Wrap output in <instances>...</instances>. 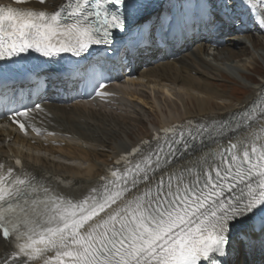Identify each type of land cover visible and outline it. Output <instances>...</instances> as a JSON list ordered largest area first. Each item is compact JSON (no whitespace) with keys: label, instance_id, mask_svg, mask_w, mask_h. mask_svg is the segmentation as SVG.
Wrapping results in <instances>:
<instances>
[{"label":"snow or ice","instance_id":"snow-or-ice-1","mask_svg":"<svg viewBox=\"0 0 264 264\" xmlns=\"http://www.w3.org/2000/svg\"><path fill=\"white\" fill-rule=\"evenodd\" d=\"M34 2L39 7L0 5V76L19 73L21 57L32 52L49 60L71 54L77 66L93 48L111 58L119 52L116 31L129 35L126 51L144 43L150 0H62L51 10L50 0ZM197 7L202 21L225 28L240 21L243 8L264 29V0H197ZM72 71L101 94L95 74ZM31 110L5 114L25 117ZM229 123L211 131L165 129L78 197L0 163V240L10 249L0 264H241L232 259L236 245L264 256V136L241 135L243 121ZM206 135L222 143L201 158L196 141ZM190 154L197 156L191 164Z\"/></svg>","mask_w":264,"mask_h":264},{"label":"bare ground","instance_id":"bare-ground-1","mask_svg":"<svg viewBox=\"0 0 264 264\" xmlns=\"http://www.w3.org/2000/svg\"><path fill=\"white\" fill-rule=\"evenodd\" d=\"M159 1L150 0V3ZM167 1L162 5L163 12H175L185 3L192 7L191 0ZM60 3L62 0H50L49 9ZM246 28L251 32L249 24ZM214 34L221 41L214 53L200 44L184 48L174 58L148 66L147 72H139L137 79L113 86L116 97L106 104H47L33 119L35 127L44 134L36 143L12 129L0 128V158L17 156L26 162L32 174L61 193L78 197L101 183L105 168L121 152L128 151L145 137L151 138V132H143L139 127L148 122L151 108L163 115L157 128L189 118L217 122L241 113L244 116L239 120L243 121L240 134L260 135L264 132L261 130L264 129V77L256 82L245 71L253 68L257 59L264 61V47H258L256 37H251L250 45H246L244 37L232 25L221 27ZM231 78L250 83L246 84L250 92L245 98L233 100L221 88V82ZM136 100H141L143 105ZM166 111L169 116L165 115ZM149 123L156 127L155 121ZM75 125H84V128ZM215 136L213 132L212 137ZM212 137L206 135L205 142L197 144L199 157L207 156L222 143ZM190 156L186 161L189 164L197 158ZM236 248L232 259L244 264L245 254L239 251L238 245ZM8 251L6 243L0 240V256Z\"/></svg>","mask_w":264,"mask_h":264},{"label":"rangeland","instance_id":"rangeland-1","mask_svg":"<svg viewBox=\"0 0 264 264\" xmlns=\"http://www.w3.org/2000/svg\"><path fill=\"white\" fill-rule=\"evenodd\" d=\"M250 33V32H249ZM259 33H252V34H246L245 38L243 41L247 44L250 45V40L251 37H256L257 40V45L258 47H264V37L263 35H260ZM262 36V37H261ZM250 37V39H249ZM248 39V40H247ZM252 41V40H251ZM244 43V45H245ZM245 74L248 77H252L254 79V81L256 82H261L263 80L264 77V61L257 59L256 63L253 65V68H251L250 70L245 71ZM246 84L250 85V83L248 82H244L243 80H238V79H232L231 81L229 80H223L221 82V88L223 90H225L226 92H228V95L233 98V100H239V99H243L247 96V94L250 92V88L249 86H246ZM242 90V91H241ZM244 92V93H243ZM246 93V94H245ZM139 101L140 105H143V103L141 102V100H136ZM151 101V100H150ZM149 101V102H150ZM150 104L146 105V109L149 110V106ZM150 116H148V122L144 121L143 124H139V127L141 128V130L143 132L146 131H150L151 128V124L149 123V121H155L156 125L160 124L162 119H163V115L160 111H155V109L151 108L150 109ZM148 113V114H149ZM165 115L169 116L170 114H168V111H166ZM150 124V125H149ZM77 128H84V125H75ZM100 136L103 137V134H100ZM120 137V135H118ZM108 140V138H105ZM109 139H112V137L110 136ZM101 148H103V146H100ZM106 149V147H105ZM60 160H64L62 157L59 158ZM81 165H86L87 163H80Z\"/></svg>","mask_w":264,"mask_h":264}]
</instances>
